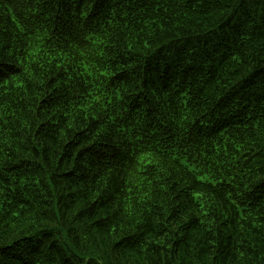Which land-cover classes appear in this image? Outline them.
I'll return each instance as SVG.
<instances>
[{"label":"trees","instance_id":"obj_1","mask_svg":"<svg viewBox=\"0 0 264 264\" xmlns=\"http://www.w3.org/2000/svg\"><path fill=\"white\" fill-rule=\"evenodd\" d=\"M0 264H264V0H0Z\"/></svg>","mask_w":264,"mask_h":264}]
</instances>
